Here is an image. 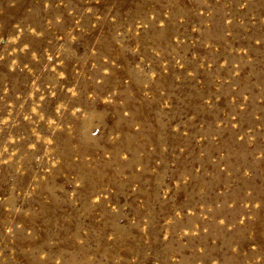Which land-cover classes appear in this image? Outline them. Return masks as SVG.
<instances>
[{
  "label": "rangeland",
  "instance_id": "obj_1",
  "mask_svg": "<svg viewBox=\"0 0 264 264\" xmlns=\"http://www.w3.org/2000/svg\"><path fill=\"white\" fill-rule=\"evenodd\" d=\"M0 264H264V0H0Z\"/></svg>",
  "mask_w": 264,
  "mask_h": 264
}]
</instances>
